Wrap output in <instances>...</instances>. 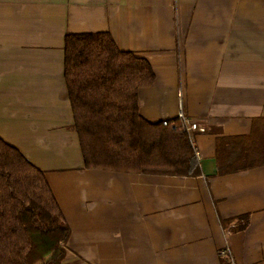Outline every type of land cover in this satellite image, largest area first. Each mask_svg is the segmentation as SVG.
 <instances>
[{
    "label": "crops",
    "instance_id": "0c3cea01",
    "mask_svg": "<svg viewBox=\"0 0 264 264\" xmlns=\"http://www.w3.org/2000/svg\"><path fill=\"white\" fill-rule=\"evenodd\" d=\"M100 32L150 62L145 119L182 111L204 129L201 175L85 168L64 39ZM263 124L264 0H0V138L45 173L71 229L65 264H264V163L219 172L220 141Z\"/></svg>",
    "mask_w": 264,
    "mask_h": 264
},
{
    "label": "trees",
    "instance_id": "16d2710c",
    "mask_svg": "<svg viewBox=\"0 0 264 264\" xmlns=\"http://www.w3.org/2000/svg\"><path fill=\"white\" fill-rule=\"evenodd\" d=\"M64 78L85 168L201 175L180 119L152 123L140 113L139 92L155 83L147 59L122 51L107 32L67 34ZM263 163L264 124L248 141L219 143L220 173ZM70 236L45 173L0 138V264H65Z\"/></svg>",
    "mask_w": 264,
    "mask_h": 264
},
{
    "label": "built area",
    "instance_id": "2783aa9c",
    "mask_svg": "<svg viewBox=\"0 0 264 264\" xmlns=\"http://www.w3.org/2000/svg\"><path fill=\"white\" fill-rule=\"evenodd\" d=\"M178 118L180 119L181 124L183 125L185 130L189 133V136L191 137V140H192V145H193L194 151H195L196 155H198L197 148H196V146L194 144V141H193V133L196 132V131H204V129L200 128L197 124L192 123L188 118H186L184 116L182 111L179 113V117ZM163 124L164 125H168V122L164 121ZM222 254L229 256V250L223 252ZM231 263L235 264V262L233 261L232 258H231Z\"/></svg>",
    "mask_w": 264,
    "mask_h": 264
}]
</instances>
